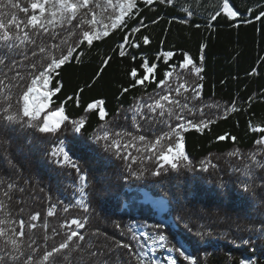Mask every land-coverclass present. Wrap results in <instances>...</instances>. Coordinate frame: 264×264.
Segmentation results:
<instances>
[{
	"label": "trees",
	"instance_id": "obj_1",
	"mask_svg": "<svg viewBox=\"0 0 264 264\" xmlns=\"http://www.w3.org/2000/svg\"><path fill=\"white\" fill-rule=\"evenodd\" d=\"M19 2L28 6L27 0ZM98 2L102 6L96 9L98 19L108 22L107 17L114 12L110 8L104 11L106 0ZM230 2L240 16L230 18L221 14L213 20L219 0H172L165 4L156 0L151 6L137 0L139 15L128 20L127 27L112 30L107 37L94 41L90 48L82 45L77 50L84 51L80 62L73 59L62 66L60 74L53 75L48 85L49 90L60 87V91L50 98L49 110L63 103L70 119L84 118L86 123L80 133H76L67 121L53 137L20 124H6L0 119V177L17 186L12 190L10 204L14 218L27 221L30 215L41 214V220L36 222L38 226L33 230L36 244L40 246L39 254L58 244L64 238L63 233L68 231L60 225L75 218L87 221L79 230L85 236L81 243L85 248L92 245L90 251L97 255L89 257L84 253L81 260L80 252H71V264H138L128 249L117 247V244H130L133 252L145 254L141 240L133 239L134 232L129 229L132 222L150 221L154 225L164 224L157 232L169 237V248L174 244L177 247L183 245L196 257L198 264H239L241 259L264 264V167H261L264 145L255 143L264 132L253 133L250 128V125L264 123V17L256 19L264 11V0ZM185 8L192 12L191 16L184 12ZM4 11L9 12L8 9ZM11 12L24 17L18 10ZM182 19L187 23H180ZM136 27L140 32L132 31ZM125 36L129 43L124 42ZM144 36L149 37L147 45L143 43ZM76 39L72 37L70 42L75 43ZM121 44L124 45V56L119 54L118 45ZM202 45L204 71L201 75L204 79L200 80L189 70L181 69L179 62L183 59L182 54L187 52L199 66ZM169 50L175 55L165 63L160 53ZM109 57L108 64L104 65V60ZM144 60L150 66L155 64L156 68L147 74L144 85L137 84L133 88L131 70L136 68L137 75H142ZM172 64L177 65L175 70L170 67ZM19 70L25 75L31 71ZM165 71L173 74L167 77L165 86L158 88L159 81L165 79ZM12 75L14 73H9ZM185 82L188 91L182 88L181 95L177 96L175 88ZM28 84L30 80L26 79L13 90L14 104ZM197 84H203V88L198 89V97L192 92ZM167 85H171L172 98L187 103L195 113L191 115L185 109L182 115L187 119L198 121L203 118L215 123L202 132L189 128L182 133L191 167L181 165L178 170H173L165 166L160 169V175H154L160 162L154 158L143 159L140 163V159L155 151L150 149V142L170 131L168 124L163 122L167 117H160L159 109L152 113L145 107L143 112L154 119L146 121L137 116L133 120L132 109L138 103H153L149 97L158 99L157 93L166 94ZM101 99L105 101L104 121L99 119L98 109L86 111L89 103ZM232 104L236 105L237 111L225 113ZM2 106L3 97H0ZM200 108L204 109L203 116ZM168 123L175 126L178 121L173 118ZM102 124L113 134L111 138L129 145L122 148L119 155L114 149L106 150L103 142L97 143L93 139L101 131ZM117 132L121 136L116 137ZM140 135L146 136V141L133 139ZM218 136H225V139L218 140ZM233 136L235 141L231 139ZM57 139L64 140L81 173L57 164L49 155L52 142ZM236 150L241 155H228ZM125 154H130L129 159L122 158ZM253 154L259 163L251 159ZM133 158L139 159L133 163ZM202 161L216 166L203 171ZM129 164L133 171L145 170L143 176L137 179L132 175ZM246 166L248 176L244 174ZM85 173L87 181L82 197L79 176ZM244 184L249 185L247 191ZM21 188L23 192L19 191ZM81 199L88 211L78 203ZM150 200L164 201L166 213L161 214ZM52 204L57 206L56 214L48 217L47 211ZM65 205L69 206L67 213L63 211ZM20 208L25 211L20 213ZM44 221L50 225L47 235H52V228L60 235L45 240L46 234L40 227ZM198 232L204 234L197 236ZM175 254L179 264H189L179 257V253ZM57 260L67 264L62 257L58 256ZM144 260L145 264H151L145 255Z\"/></svg>",
	"mask_w": 264,
	"mask_h": 264
},
{
	"label": "snow or ice",
	"instance_id": "obj_2",
	"mask_svg": "<svg viewBox=\"0 0 264 264\" xmlns=\"http://www.w3.org/2000/svg\"><path fill=\"white\" fill-rule=\"evenodd\" d=\"M156 0H143L145 6H151ZM159 3H172V0H158ZM28 6H22L19 0H0V97H3V106L0 107V119L6 124H20L25 127L33 128L42 134H50L56 137L57 133L61 131L62 125L67 121L72 125L73 130L76 133H80L85 126V119H70L65 114L64 104H58L54 108H50V98L56 92L60 91V87H54L49 90V82L53 75L58 76L59 70L62 66L70 63L75 59L77 63L80 62V57L84 55V51H77L83 45L87 48L93 46L94 41L101 40L107 37L114 29L121 27H127V21L134 16L139 15V8L137 6V0H106V8L112 9L114 14L107 17L108 22H105L103 18L98 19V13L96 9H100L102 6L98 0H27ZM8 9L9 12L4 10ZM18 10L24 13V17L21 18L18 15L11 12V10ZM184 12L188 16L192 15V12L185 8ZM223 14L226 17L236 18L240 16V12L234 7L230 0H219L218 10L212 19ZM6 17V18H5ZM264 17V11H261L256 16L257 20ZM76 22L74 25L73 22ZM139 23H143L140 21ZM180 23H187L182 19ZM133 32H140V28L136 27ZM79 33V34H78ZM77 37L75 43H71V38ZM52 41V42H49ZM58 41V42H57ZM124 42L129 43L128 36L124 37ZM143 43L147 45L149 43V37H143ZM135 47H139V44H133ZM124 45H118L121 49L119 54L124 56L126 53L123 50ZM203 45L201 54L199 56V66L193 61V58L184 52L182 61L179 62L181 69H187L195 76L203 80L204 77L201 73L203 68ZM29 52L31 53L29 55ZM175 55L173 51H163L160 56L163 57L165 63ZM20 56L22 59H17ZM33 60L32 58H37ZM135 59V57H132ZM111 59L104 60V65L108 64ZM28 63H25V62ZM46 61V63H45ZM39 65V66H38ZM176 64H172L170 67L175 70ZM31 69L27 72V75L22 73L19 69ZM143 74L138 76L137 69L131 70V77L134 83L131 87H136L137 84L144 85L148 80V73H152L156 68L155 64L150 66L147 60L142 63ZM103 71V69H101ZM9 73L14 75L9 76ZM172 71H165V79H161L157 84L158 88L165 86L167 83V77L172 76ZM179 76V74H177ZM26 79L30 80V84L26 85L21 93L18 94V98L13 103V90L21 86V82ZM168 91L166 94L157 93L158 99L149 97L153 103H138L132 109V119L136 120L137 116H141L144 120L150 121L154 117L147 116L143 109L146 107L149 112L155 113L159 109L160 117H167L164 123L168 124L170 131L155 138L154 142H150V149L155 150L151 155L144 156L140 159V163H143V159L160 162L159 167L153 173L154 175H160V169L165 166H170L173 170H178L181 165L188 168L192 166V161L185 153V137L182 134L189 128H194L197 132H202L207 129L210 124L215 123L214 120L199 119L198 121L187 119L182 113L187 109L188 113L195 115L188 104L182 102L180 99L172 98L171 85H167ZM185 92L188 91V87L185 83L179 84L175 88L177 96L181 95V89ZM203 84H197L192 88V92L199 96L198 89H202ZM43 89V91H41ZM82 92L83 89H80ZM128 91L127 88L124 89ZM72 99V97H68ZM187 99V98H185ZM79 105V99L76 100ZM105 101L97 100L87 105L86 111L98 109L99 119L105 120V109L103 107ZM215 107V106H213ZM228 111L235 112L237 107L232 104ZM199 112L201 116L204 114V109L200 108ZM175 119L178 121L175 126L168 123V120ZM226 118V117H225ZM139 127V125H137ZM253 133L264 132V123L250 125ZM112 133L107 130L106 125H101V131H98L93 139L97 143L103 142V146L106 150L114 149L116 154L119 155L122 148H127L128 144H121L117 139L111 138ZM131 136V133H127ZM116 137L121 136V133H115ZM143 142L146 141V136L140 135L139 137H133ZM218 140H224L225 136H218ZM233 141L236 137H231ZM166 141V143H162ZM257 145H264V136L255 141ZM135 146V145H133ZM49 155L54 159V162L61 166H69L77 173H81L80 166L75 162L70 155L69 151L65 147V142L62 139H57L52 142V147ZM130 154L122 156L123 159H129ZM229 156L241 155L239 150L229 152ZM139 158H133L132 162L135 163ZM251 159L256 161L255 154ZM11 163V161H9ZM215 167L216 165L201 162V168L203 171H208V167ZM15 167V165H13ZM264 167V164L261 165ZM129 171L137 179L143 176L145 170L139 172L133 171L131 164H129ZM245 176L249 175L248 166L244 170ZM80 180V193L83 197L85 193L87 174H81ZM0 264H60L57 257H62L64 262L71 264L69 253L77 251L81 253V260H83L84 253H88L89 257L96 256L95 251H90L92 245H88L87 248L83 247L82 243L85 241V236L79 231L83 229L87 223L86 220L71 219L61 224V229H68L63 233L64 238L58 243L53 244L50 249H45L42 254L40 253V246L36 244V236L33 230L37 228V221L41 220V214L36 212L29 216L28 220L18 219L13 217V213L10 207L13 199L12 190L17 186L14 182H7L3 177H0ZM244 189H249L248 184H244ZM19 191L23 192L21 188ZM51 200V197L48 198ZM19 202V201H18ZM60 203H63L62 201ZM78 203L83 207L84 211H88V207L84 204L83 199ZM56 205L52 204L47 211V216L52 217L56 214ZM24 208H20L19 212L23 213ZM63 211L67 213L69 206L65 205ZM75 226V227H73ZM119 227V225H117ZM40 227L45 232V240L53 239L54 236L60 235L55 228H52V235H47V231L50 227L47 221L40 224ZM156 229L164 228V224L158 223L154 225ZM187 227V226H185ZM131 232L132 229L130 228ZM204 233L198 232L197 236H202ZM145 235H147L145 233ZM133 239L138 240V237L133 233ZM175 238V237H173ZM152 240V244L155 245L160 242L161 245H165L169 237L163 234H159L156 237H149ZM179 243V241H177ZM248 243V241H244ZM117 247H123L128 249L132 256L138 261V264H145L144 254L135 253L132 251V245L127 243H118ZM152 251L156 249L153 247ZM171 251L179 253V257H182L184 261L189 264H198L194 255L189 254L183 245L177 247L172 245ZM151 264H158L157 261H151ZM169 264H178L176 258H169ZM239 264H255V261L241 259Z\"/></svg>",
	"mask_w": 264,
	"mask_h": 264
},
{
	"label": "rangeland",
	"instance_id": "obj_3",
	"mask_svg": "<svg viewBox=\"0 0 264 264\" xmlns=\"http://www.w3.org/2000/svg\"><path fill=\"white\" fill-rule=\"evenodd\" d=\"M149 201V200H148ZM154 206H157L160 209L161 214L166 213V203L164 201H155L150 200ZM165 206V207H164ZM154 226L153 222H132L130 228L137 235V237L141 240V243L144 246L145 257L150 261H157L158 264H169V258H176V254L174 251H171L169 248L168 242L165 245H161L160 242H157L155 245L152 244V240L149 237H156L159 235L157 229ZM145 233L147 235H145ZM155 248L156 251L153 252L152 248ZM179 264V261L177 259Z\"/></svg>",
	"mask_w": 264,
	"mask_h": 264
}]
</instances>
